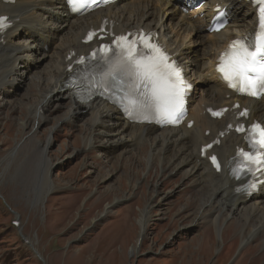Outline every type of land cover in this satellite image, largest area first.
Returning <instances> with one entry per match:
<instances>
[{"label": "rangeland", "instance_id": "obj_1", "mask_svg": "<svg viewBox=\"0 0 264 264\" xmlns=\"http://www.w3.org/2000/svg\"><path fill=\"white\" fill-rule=\"evenodd\" d=\"M176 22H167L170 37L177 35ZM202 33V39L193 33L187 39L197 41L199 54L209 35L206 28ZM33 84L30 76L0 91V264H41L21 237L45 264H264V235L250 238L252 226L243 232L237 214L226 218L216 207L214 215L202 214L204 190L178 170H162L160 161L150 167L149 145L118 158L85 146L90 118H67L64 99L54 102L44 122L34 120L21 105L32 104L26 98L36 94ZM202 95L197 90L189 106L196 108ZM43 147L51 164L49 190L37 199Z\"/></svg>", "mask_w": 264, "mask_h": 264}, {"label": "bare ground", "instance_id": "obj_2", "mask_svg": "<svg viewBox=\"0 0 264 264\" xmlns=\"http://www.w3.org/2000/svg\"><path fill=\"white\" fill-rule=\"evenodd\" d=\"M4 1L0 0V17L12 21V27L0 34V91L14 88L30 76L35 77V84L31 87L36 89V94L26 98L29 101L33 99L32 104H21L28 106L27 110L34 120L40 118L44 122L51 106H57L54 102L68 100L67 118L72 121L85 115L90 118L88 131L84 135L85 146L118 158L123 156V152L127 154L131 151V148L139 147L141 152L144 146L149 145L146 161L150 167L160 161L162 170L169 173L178 170L204 190L200 206L202 214L214 215L215 207L218 209L217 214L226 218L237 214L244 220L243 232H248L246 228L252 226L253 230L248 232L250 238L264 235V184L256 193L248 196L238 189L242 183H236L228 176L229 160L235 148L240 147V138L233 133L228 134L220 140L219 146L213 148L212 153L217 154L222 164L220 173H215L208 160L201 158L199 153L202 146L211 143L220 132H226L228 122L236 115L235 111H230L225 119L210 120L206 115L208 109L232 107L236 100L242 107L249 109L248 124L254 120L264 126V100L235 99L234 94L228 92L218 80L213 69L218 53L228 41L251 33L256 25V14L246 0H214L191 14H188L187 0H119L109 8L82 18L70 16L63 0H18L10 5ZM217 7L229 14V24L220 33L206 36L202 53L199 54L193 48L197 41L193 37L190 41L187 39L192 33L196 38H203L202 30L207 27L213 9ZM173 19L177 20V35L170 37L166 31L167 22ZM103 20H106V29H111L116 35L137 29L158 34L166 51L185 70L189 81L195 84L188 105L194 102L197 90L204 94L197 101L196 108L188 107V119L181 127L160 129L137 125L107 102L98 99L80 102L64 88L69 75L66 72L68 66L91 49V46L81 45L84 34L91 28L99 30ZM51 38L53 40L49 43ZM207 75L209 80L200 83V78ZM36 81H41L43 86L36 85ZM6 93V96L11 94L8 91ZM199 112H203V115ZM189 121L194 124L191 129L187 128L186 123ZM35 122L40 126L41 122L36 120L33 124ZM45 148L40 150L44 168L38 179L40 189L35 195L37 199L44 189L46 192L49 190L47 174L51 164L48 163ZM211 198L214 200L210 203ZM148 213V210L141 213L139 224L142 233ZM214 222H217V218ZM248 236L242 239L243 243L249 240Z\"/></svg>", "mask_w": 264, "mask_h": 264}, {"label": "snow or ice", "instance_id": "obj_3", "mask_svg": "<svg viewBox=\"0 0 264 264\" xmlns=\"http://www.w3.org/2000/svg\"><path fill=\"white\" fill-rule=\"evenodd\" d=\"M260 3H264V0H258ZM264 13V8L261 9ZM6 17H0V30L6 27ZM264 28V19L261 23ZM125 39L124 37L120 38ZM239 47L236 49V57L233 64V71L237 84L242 85L238 87L239 91H246L252 96L264 94V42L259 44H244L242 41H235L230 47ZM126 68L134 76L140 80H148L151 84V96L145 101V106L151 104L157 111L164 114L165 110L173 108L178 102H181L182 98L175 85L179 83V69H172L163 73L159 72V65L149 68L148 66L139 64L135 61V58H131L126 61ZM223 71V69H220ZM159 76V79H152L153 73ZM116 74L109 73L113 79L116 78ZM166 78L165 84L161 85V80ZM256 81L255 90L251 87V82ZM237 84L232 85L237 87ZM246 114V113H245ZM253 127H260L258 124ZM239 130V129H238ZM260 143L264 145V130L260 133ZM213 162H216V158L212 157ZM261 166L264 167V161L261 162Z\"/></svg>", "mask_w": 264, "mask_h": 264}, {"label": "water", "instance_id": "obj_4", "mask_svg": "<svg viewBox=\"0 0 264 264\" xmlns=\"http://www.w3.org/2000/svg\"><path fill=\"white\" fill-rule=\"evenodd\" d=\"M34 254H36L35 250L33 251Z\"/></svg>", "mask_w": 264, "mask_h": 264}]
</instances>
